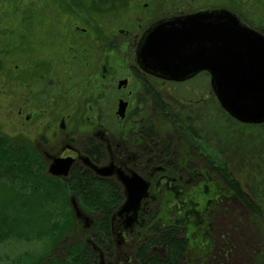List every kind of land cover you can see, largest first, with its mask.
Returning <instances> with one entry per match:
<instances>
[{
	"label": "flooded vegetation",
	"instance_id": "obj_1",
	"mask_svg": "<svg viewBox=\"0 0 264 264\" xmlns=\"http://www.w3.org/2000/svg\"><path fill=\"white\" fill-rule=\"evenodd\" d=\"M125 2L117 4L115 11L93 16L92 22L77 23L73 17L64 16L62 33L44 32L28 39L27 44L21 43V64L14 67L20 90L13 86L14 80L9 90L11 103L19 104V108L11 115L26 130L21 140L47 168L55 160L72 159L71 171L83 169L102 183L116 184L122 204L127 194L117 172L103 177L95 168L111 166L126 176L136 173L149 184L138 222L128 228L126 217L113 221L115 256L107 262L103 252L99 264H141L138 250L158 230V219L150 217L167 208L163 200L200 198L207 185L212 186L213 193L199 210L207 206L208 217H200L195 208L197 230L188 236L190 243L196 244H190L191 256L184 264L227 262L237 252L235 233L234 240L227 242L211 215L213 212L215 217L226 205L233 210L236 201L230 195L227 204V198L214 191L220 184L218 172L213 169L210 174L216 162L187 136L193 131L187 120L193 123L195 116L185 109L195 111L209 97L217 100L211 76L203 71L183 82L172 81L144 68L139 59L145 37L158 24L214 9L178 11L171 0ZM99 4L106 8L110 1ZM38 38L39 45H35ZM29 50L37 52L31 55ZM206 86L209 97L204 96ZM188 87L197 93L196 100L187 101L182 96ZM80 222L89 228L87 222ZM159 248L153 247L152 252ZM161 254H165L164 248Z\"/></svg>",
	"mask_w": 264,
	"mask_h": 264
},
{
	"label": "trees",
	"instance_id": "obj_2",
	"mask_svg": "<svg viewBox=\"0 0 264 264\" xmlns=\"http://www.w3.org/2000/svg\"><path fill=\"white\" fill-rule=\"evenodd\" d=\"M244 22L264 34V29ZM217 110L211 108L203 112L204 115L200 112V117H195L194 123L189 117L185 120L193 130L187 132L188 138L216 162L210 174L213 169L218 172L220 184L214 191L225 196L227 204L230 203V195L236 201V212L230 211L226 205L214 217V223L220 233L226 235L227 242L229 238L231 241L237 238L234 240L236 254L221 264H264V124H242L223 109L222 115L217 116ZM200 126L207 133L218 134L228 150L232 147L231 150H239L247 156L253 178V184L247 186L252 192L247 191L245 184L240 181L239 172L249 169H237L235 174L230 162L223 160L224 151L217 154L214 144L199 132ZM232 130H236L235 135ZM47 170L30 146L21 139L16 140L0 133V244L12 239L44 242L48 250L33 264H99V253L89 242L102 248L107 258H113L115 243L111 233L112 218L123 202L118 186L111 182L102 183L90 172L79 168L73 169L64 179L49 175ZM211 187L207 185L200 198L170 197L163 200L167 208L150 217V220L157 218V226H160L153 232L155 235L151 240L143 242L138 250L137 257L141 264L186 262L191 256L190 244H196L195 241L190 243L188 236V232L196 234L195 208L197 213L201 212L199 208L213 193ZM72 198L89 217V228L86 229L75 218ZM50 204H58L64 211L57 212L49 208ZM204 207L206 209L200 217H208L209 209ZM242 223L257 228L261 237L251 238L250 233L241 231V227L245 226ZM233 228L234 239L230 233ZM149 232L147 230L146 233L148 239L151 235ZM70 239L73 240L71 244L68 243ZM155 246L164 248L165 254L153 253L152 248Z\"/></svg>",
	"mask_w": 264,
	"mask_h": 264
},
{
	"label": "water",
	"instance_id": "obj_3",
	"mask_svg": "<svg viewBox=\"0 0 264 264\" xmlns=\"http://www.w3.org/2000/svg\"><path fill=\"white\" fill-rule=\"evenodd\" d=\"M139 59L144 68L177 82L208 72L212 91L230 117L246 125L264 124V34L243 23L235 13L204 10L161 22L145 37ZM73 162L55 160L48 174L65 178ZM95 170L103 177L117 172L127 198L112 223L116 217H126L127 227L132 228L138 222L149 184L136 173L126 176L111 166ZM71 206L75 218L89 225V217L75 198ZM99 255L101 261L102 253Z\"/></svg>",
	"mask_w": 264,
	"mask_h": 264
},
{
	"label": "rangeland",
	"instance_id": "obj_4",
	"mask_svg": "<svg viewBox=\"0 0 264 264\" xmlns=\"http://www.w3.org/2000/svg\"><path fill=\"white\" fill-rule=\"evenodd\" d=\"M107 0H0V133L7 136H14L21 139L23 134H26V130H23L21 125L17 122L12 115L11 111L17 112L19 104L11 103L9 90L11 88V81L14 80L13 86L19 91L20 88L17 83L15 74V66L21 64L22 45L27 44L28 39L39 37L38 34L44 32L62 33L63 17H73L74 22H89L93 21L94 17L99 16V13H109L117 10V4L119 6L125 5L129 0H108L110 1L109 7H101L99 2ZM136 1V0H134ZM144 1V0H143ZM174 10L187 11V9H227L238 15V17L244 22L251 23L252 26L258 29H264V0H171ZM94 16V17H93ZM86 19V20H84ZM72 20V19H71ZM245 23V22H244ZM37 34V35H36ZM61 35V34H60ZM35 45H39L40 38L34 41ZM22 43V45H21ZM34 45V44H33ZM31 45V49L33 48ZM30 49V48H29ZM31 55L37 51H30ZM25 54V53H24ZM13 76V78H12ZM195 88V87H194ZM181 90H184L181 89ZM210 89L204 87V96H207ZM185 98L187 101L196 100L197 93H193V90L188 87V91L185 92ZM218 101L212 97L207 98L199 109L191 111L185 109L186 113L195 117H200V112H208L211 108L218 109L217 116H221L224 112ZM207 108V109H206ZM205 109V110H204ZM201 113V114H202ZM204 115V113L202 114ZM197 121V120H196ZM195 121H193L194 123ZM188 123V122H187ZM197 129L196 127H194ZM199 132L202 136L207 138L214 144L215 151L219 153H225L223 160H228L230 166L233 167V172L236 174L237 169L248 168L249 170L239 172L241 174L240 181L245 184L244 188L252 192L248 185L253 184V178L251 175V163L248 162L247 156H245L239 150H231L222 143L218 134H210L205 131L204 127L200 126ZM206 132V134H205ZM234 135L236 130L231 131ZM33 135V134H32ZM32 139V137H29ZM221 155V154H220ZM245 158V159H244ZM252 183V184H251ZM49 208H53L55 211H64L63 207L58 204H50ZM237 205H233V212H236ZM241 213V210L239 211ZM214 218L212 212L211 220ZM241 223V219H240ZM233 224V223H232ZM241 231L250 233L251 238H259L260 232L248 224L242 223ZM245 230V231H244ZM256 230V231H255ZM234 231L231 233L233 234ZM237 238L235 237V240ZM86 241V239H84ZM68 243H73V240H68ZM91 247L101 254L102 248L89 242ZM98 247V248H97ZM48 248L42 241L25 242L18 240H8L7 242L0 244V264H33L35 260L40 258L46 253ZM162 248L157 250L161 254ZM107 261V257L104 256L103 260ZM108 262V261H107Z\"/></svg>",
	"mask_w": 264,
	"mask_h": 264
}]
</instances>
